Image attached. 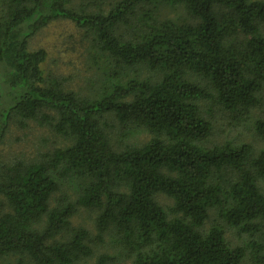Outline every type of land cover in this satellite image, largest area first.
Instances as JSON below:
<instances>
[{
  "label": "trees",
  "instance_id": "1",
  "mask_svg": "<svg viewBox=\"0 0 264 264\" xmlns=\"http://www.w3.org/2000/svg\"><path fill=\"white\" fill-rule=\"evenodd\" d=\"M73 1L0 0V146L14 121L68 140L0 163V260L110 264L71 225L84 207L131 264H264V0ZM58 18L91 31L98 89L46 74L31 41ZM66 179L74 199L54 201Z\"/></svg>",
  "mask_w": 264,
  "mask_h": 264
},
{
  "label": "rangeland",
  "instance_id": "2",
  "mask_svg": "<svg viewBox=\"0 0 264 264\" xmlns=\"http://www.w3.org/2000/svg\"><path fill=\"white\" fill-rule=\"evenodd\" d=\"M110 0H74L72 8L80 10V7H86V10H97L99 6L106 7ZM170 12V9H164ZM172 15V14H171ZM91 31L81 28L75 22L58 18L47 26L43 27L31 41L32 48L43 47L47 51V60L44 64L46 74L56 77H64L68 82V88L87 94L100 87L99 77H105L103 69L95 67L92 60L93 47L86 37ZM200 105L207 109L213 108V114L217 113L216 105H212L209 100L201 101ZM232 119V118H231ZM111 116L106 117V121L113 124ZM233 120V119H232ZM233 130V134L237 133ZM129 133V132H128ZM243 137L245 141L251 142L255 149H259L262 143L258 139ZM129 140L133 143H141L147 140L148 135L145 131H134ZM113 138L120 139L119 133ZM68 144V140L45 122L30 121L25 127H20L17 121H14L10 127L4 143L0 146L3 157H0V163L9 159L20 158L24 161H35L41 159L45 153L53 149ZM77 184L68 179L62 180L58 191L53 194V200L74 199ZM160 202L170 203L164 195L157 197ZM52 200V201H53ZM97 211L88 210L84 207H78L75 214L71 217L72 226H85L89 230V238L94 244L95 253H108L117 257L110 264H131L122 252V247L117 243L111 234L99 233L95 227L94 218ZM232 234V233H231ZM100 236V238H98ZM245 238V235L242 237ZM95 257L85 258L76 264H92ZM0 264H27L20 255H9L0 260Z\"/></svg>",
  "mask_w": 264,
  "mask_h": 264
}]
</instances>
